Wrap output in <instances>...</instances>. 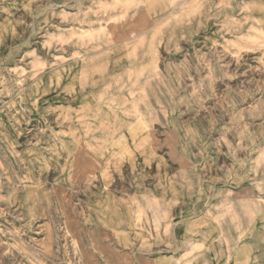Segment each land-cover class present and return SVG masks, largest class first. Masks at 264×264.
Here are the masks:
<instances>
[{
  "label": "rangeland",
  "instance_id": "obj_1",
  "mask_svg": "<svg viewBox=\"0 0 264 264\" xmlns=\"http://www.w3.org/2000/svg\"><path fill=\"white\" fill-rule=\"evenodd\" d=\"M0 264H264V0H0Z\"/></svg>",
  "mask_w": 264,
  "mask_h": 264
},
{
  "label": "crops",
  "instance_id": "obj_2",
  "mask_svg": "<svg viewBox=\"0 0 264 264\" xmlns=\"http://www.w3.org/2000/svg\"><path fill=\"white\" fill-rule=\"evenodd\" d=\"M188 245H189V247H190V246L193 247V245H195V242H194V241H192V242H188Z\"/></svg>",
  "mask_w": 264,
  "mask_h": 264
}]
</instances>
